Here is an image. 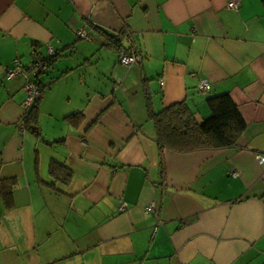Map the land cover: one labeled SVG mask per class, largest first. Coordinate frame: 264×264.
Returning a JSON list of instances; mask_svg holds the SVG:
<instances>
[{
  "label": "crops",
  "instance_id": "1",
  "mask_svg": "<svg viewBox=\"0 0 264 264\" xmlns=\"http://www.w3.org/2000/svg\"><path fill=\"white\" fill-rule=\"evenodd\" d=\"M47 47L38 138L25 79L4 73ZM130 52L141 64L120 66ZM222 94L246 124L236 148L160 155L151 114L185 102L200 124ZM262 153L264 0H0V264H264Z\"/></svg>",
  "mask_w": 264,
  "mask_h": 264
},
{
  "label": "trees",
  "instance_id": "2",
  "mask_svg": "<svg viewBox=\"0 0 264 264\" xmlns=\"http://www.w3.org/2000/svg\"><path fill=\"white\" fill-rule=\"evenodd\" d=\"M108 41L116 48L120 45V41L109 38ZM54 59L48 57L42 62L46 63L48 68ZM36 84L41 93L37 80ZM39 100L32 106L25 118L26 127L38 138H40V133L36 125V109ZM206 104L210 114L200 124L196 122L193 112L190 111L185 102L175 103L156 114L150 115L160 155L165 149L179 153H190L199 150L232 149L238 146L246 124L230 96L222 94L208 97ZM64 120L77 128L83 121V115L73 113L66 116ZM49 173L54 182L63 185H68L72 179V173L63 165L55 162L50 164ZM50 188L54 189V184ZM1 193L5 199L11 201L9 192L2 191Z\"/></svg>",
  "mask_w": 264,
  "mask_h": 264
},
{
  "label": "built area",
  "instance_id": "3",
  "mask_svg": "<svg viewBox=\"0 0 264 264\" xmlns=\"http://www.w3.org/2000/svg\"><path fill=\"white\" fill-rule=\"evenodd\" d=\"M237 2H229L227 8L237 9ZM77 39L90 40V35L84 29H78L75 31ZM47 52L49 57H54V51L51 47H47ZM142 56L135 52L130 54H122L119 57L118 64L122 67H130L141 64ZM47 70L46 63L42 60H35L31 64L22 68L17 61L14 62V66L10 70H6L4 77L7 81L12 80L16 77H23L25 79V84L23 87L25 98L22 103V118L26 117L32 106L40 99L41 93L37 88L36 80L38 77ZM159 84L162 85V79L159 80ZM198 93L206 95L210 91V85L206 80H201L197 86ZM256 160L258 164H264V153L257 154ZM232 178L237 176L235 171H231L230 175ZM123 207V206H122ZM155 211V203L152 201L148 203L144 209V214L148 215Z\"/></svg>",
  "mask_w": 264,
  "mask_h": 264
}]
</instances>
